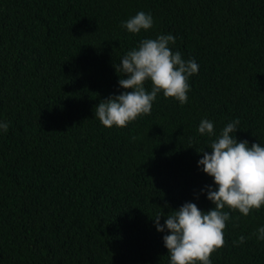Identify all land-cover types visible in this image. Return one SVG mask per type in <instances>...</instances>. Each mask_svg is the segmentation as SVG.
<instances>
[{"label": "trees", "instance_id": "obj_1", "mask_svg": "<svg viewBox=\"0 0 264 264\" xmlns=\"http://www.w3.org/2000/svg\"><path fill=\"white\" fill-rule=\"evenodd\" d=\"M139 10L155 23L133 34L121 22ZM169 32L199 65L187 102L160 93L150 113L104 126L94 108L123 90L115 63ZM203 117L217 134L238 118L239 140L264 143V0H0V264H169L154 218L215 207ZM225 210L213 264H264V207Z\"/></svg>", "mask_w": 264, "mask_h": 264}, {"label": "clouds", "instance_id": "obj_2", "mask_svg": "<svg viewBox=\"0 0 264 264\" xmlns=\"http://www.w3.org/2000/svg\"><path fill=\"white\" fill-rule=\"evenodd\" d=\"M155 18L151 12L137 11L123 20L121 26L133 34L153 28ZM176 36L171 32L155 37H144L137 46L129 49L115 63L117 73H123L118 81L123 89L100 100L94 108L95 118L109 128L125 127L143 114L151 112L158 94L184 104L191 89L190 78L199 70L195 58L185 59L172 45ZM151 81V89L145 82ZM239 119L228 122L219 134L215 122L203 117L198 132L209 137L208 149L197 161L203 172L213 178L214 184L206 185L201 192L215 207L201 210L193 201L184 202L168 214L157 215L154 223L163 233L168 249L169 264H213L212 254L225 244V229L231 219L226 207L238 210L244 216L264 207V143L239 140L236 131ZM9 122L0 119V131L7 132ZM164 217L161 223V217ZM253 235L264 241V224ZM241 235L233 244H240Z\"/></svg>", "mask_w": 264, "mask_h": 264}]
</instances>
